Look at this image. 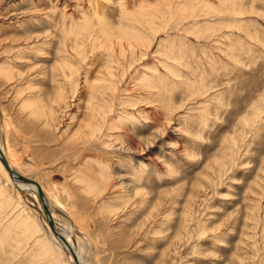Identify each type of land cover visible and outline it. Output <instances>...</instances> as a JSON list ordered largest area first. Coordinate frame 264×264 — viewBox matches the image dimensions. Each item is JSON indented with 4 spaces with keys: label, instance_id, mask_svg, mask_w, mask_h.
I'll list each match as a JSON object with an SVG mask.
<instances>
[{
    "label": "rangeland",
    "instance_id": "374dc122",
    "mask_svg": "<svg viewBox=\"0 0 264 264\" xmlns=\"http://www.w3.org/2000/svg\"><path fill=\"white\" fill-rule=\"evenodd\" d=\"M0 144L87 264H264V0H0ZM10 177L0 264H77Z\"/></svg>",
    "mask_w": 264,
    "mask_h": 264
},
{
    "label": "bare ground",
    "instance_id": "6f19581e",
    "mask_svg": "<svg viewBox=\"0 0 264 264\" xmlns=\"http://www.w3.org/2000/svg\"><path fill=\"white\" fill-rule=\"evenodd\" d=\"M95 117V116H94ZM94 119H96V118H94ZM93 121V120H92ZM96 123V122H95ZM0 150H1V153H2V155L6 158V160L8 161V163L10 164V166L12 167V169H13V171L15 172V173H18L17 171H15V169L13 168V166H12V164H11V162L9 161V159H8V157H7V155L5 154V152L3 151V149H2V147H1V144H0ZM3 164V162L1 161V159H0V165H2ZM3 167H4V169L6 170V172L9 174V177L11 178V179H13V181L15 182V184H17L18 185V187H21V188H24V189H27V190H29V191H34L37 195L36 196H39V193H38V190H37V188L35 187V186H33V185H30V184H28V183H25V182H23V181H21V180H19V179H17L16 177H13L10 173H9V171L7 170V168L5 167V165L3 164ZM19 174V173H18ZM35 182V181H34ZM37 183V182H36ZM37 184H39V183H37ZM39 186L41 187V189L43 190V192H44V194H45V197H46V199H47V202H48V206H49V210H50V213H51V216H52V218H53V214H52V211H51V206H50V204H49V198H48V196H47V193L45 192V188L43 187V185H41V184H39ZM23 190V189H22ZM32 193V192H31ZM34 193V194H35ZM40 197V196H39ZM38 197V198H39ZM53 209V208H52ZM53 222H54V225H55V227H56V230H57V232H58V234L73 248V250L75 251V254H76V256H77V258H78V260L82 263V264H87V262L85 261V259L83 258V256H82V252H81V250L79 249V246H78V243L79 242H77L78 240H76L74 237V227H67V230H65V229H61V228H59V226H58V224H57V222L55 221V219H53ZM50 224V223H49ZM50 226V229H51V231H52V233H53V235L56 237V239L66 248V250L70 253V256H71V258L73 259V260H75V258H74V256L72 255V253L69 251V249L59 240V238L55 235V233H54V231L52 230V228H51V225H49ZM73 226V225H72ZM74 236V237H73ZM80 246H81V244H80ZM84 252V251H83ZM75 262L77 263V261L75 260ZM78 264V263H77Z\"/></svg>",
    "mask_w": 264,
    "mask_h": 264
},
{
    "label": "water",
    "instance_id": "95a60500",
    "mask_svg": "<svg viewBox=\"0 0 264 264\" xmlns=\"http://www.w3.org/2000/svg\"><path fill=\"white\" fill-rule=\"evenodd\" d=\"M0 159L1 161L3 162V164L5 165V167L7 168V170L9 171V173L13 176V177H16L17 179L25 182V183H28L30 185H33L37 188L38 190V193H39V196L41 198V201H42V204H43V208H44V211H45V214L48 218V221L51 225V228L52 230L54 231L55 235L59 238V240L69 249V251L72 253V255L74 256L75 260L77 261L78 264H82L76 254H75V251L73 250V248L58 234L57 230H56V227L54 225V222H53V218L51 216V213H50V210H49V206H48V202H47V199L45 197V194L43 192V190L41 189V187L39 186V184H37L36 182H34L33 180L29 179V178H26L18 173H15L12 169V167L10 166V164L8 163V161L6 160V158L2 155L1 153V150H0Z\"/></svg>",
    "mask_w": 264,
    "mask_h": 264
}]
</instances>
